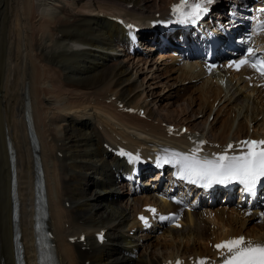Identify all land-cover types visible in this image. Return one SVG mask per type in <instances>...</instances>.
<instances>
[{
    "label": "bare ground",
    "instance_id": "obj_1",
    "mask_svg": "<svg viewBox=\"0 0 264 264\" xmlns=\"http://www.w3.org/2000/svg\"><path fill=\"white\" fill-rule=\"evenodd\" d=\"M128 4L133 6L127 9ZM156 5L158 9L165 8L163 0H0V264H16L8 143L15 152L17 224L23 257L26 264H37L33 229L35 170L25 109L32 117L39 141L36 152L44 173L48 218L49 224L55 227L59 264H85L86 260L88 264H161L176 255L207 252L205 242L209 240L216 242L242 234L264 241V209L261 217L256 209L243 217L238 209L231 206L226 210L225 205L209 210L212 215L208 219L216 222V226L207 223L201 211L184 212L180 218L181 228L166 229L160 234L166 232L170 238L173 235L170 241H163L161 257L138 254L137 239L125 233L132 227L129 224L133 222V215L115 204L118 198L114 192L121 187L114 182L110 164H119V160L107 158L101 146L106 133L99 130L98 125L103 129L110 125L111 119H116L132 131L162 136L159 122L180 126L185 120L156 119L146 99L141 100V92L137 91L140 85L136 86L131 80L128 67L115 62L107 64V60L117 57L116 37L121 29L109 22L105 14L117 11L129 18H148ZM152 56H157L154 63L159 62L162 68L169 66L165 60V63L161 61L166 58L164 54L156 52ZM170 59L174 60V65L164 68L169 73L167 81L179 83L180 74L187 79L188 82L183 80L186 83L196 81L187 94L197 93L195 98L199 102L190 111L204 116L200 121L208 126L212 141L224 143L246 136L264 137V89L246 78L248 71L241 69L239 73L226 75L222 83L223 78L203 75L195 64L178 65L175 58L170 56ZM177 71L180 74L172 76ZM100 85L106 87L104 94L98 96L101 100L86 96ZM112 96L125 105L141 108L150 120L112 110L110 104L102 102L103 98ZM191 100V103L195 101ZM214 107L216 110L212 113ZM190 111L183 114L185 119ZM198 124L191 120L186 126L197 129ZM115 130L129 143L136 142L121 128ZM57 151H62L61 157L57 156ZM124 192L130 194L127 190ZM130 195L134 196V211L147 202L136 193ZM65 198L69 206L64 205ZM257 219L261 227H250ZM104 227L108 228L107 241L99 246L91 240L90 233ZM81 228L87 235V250L66 241L68 235L78 233ZM186 235L192 237L196 247L176 244V239L186 238ZM148 236L152 233L145 234V239ZM155 239L160 242L158 236ZM149 245L153 250L159 249L158 244H143L147 250ZM151 252L150 248L149 254ZM136 254L137 258L133 259Z\"/></svg>",
    "mask_w": 264,
    "mask_h": 264
},
{
    "label": "snow or ice",
    "instance_id": "obj_2",
    "mask_svg": "<svg viewBox=\"0 0 264 264\" xmlns=\"http://www.w3.org/2000/svg\"><path fill=\"white\" fill-rule=\"evenodd\" d=\"M204 0H180L173 5L172 11L177 16V22L193 21L205 11L202 7ZM254 50L248 49V56L236 62V70L249 65L261 76H264V59L251 60ZM203 143V142H201ZM240 145L246 149L238 155H229V144L223 153L214 154L212 158L198 155L199 148L193 149L190 154L174 152L171 158H165V163H175L179 167V175L192 183L207 181L209 183H227L233 180L244 184L251 191L256 183L264 178V140H244ZM125 155L123 151L120 153ZM132 159V154H126ZM134 159H139L138 156ZM153 213L155 209H150ZM145 220L144 217H140ZM163 219V217H162ZM218 250L224 249L228 255L224 256L223 264H264V244L246 241L243 236L231 238L215 245ZM177 264H180L177 261ZM203 264V262H201Z\"/></svg>",
    "mask_w": 264,
    "mask_h": 264
},
{
    "label": "rangeland",
    "instance_id": "obj_3",
    "mask_svg": "<svg viewBox=\"0 0 264 264\" xmlns=\"http://www.w3.org/2000/svg\"><path fill=\"white\" fill-rule=\"evenodd\" d=\"M157 1L159 2V0H157ZM168 1L169 0H163V5L166 6L165 4ZM156 9H158L157 5H156ZM156 9L154 7V10H156ZM102 13L105 14L104 12H102ZM154 58H155V56L146 58L145 56H141V55L131 56V57H127L125 55L124 56L119 55L116 58H113L112 60L111 59L107 60V64L111 65V64H114V62H115V64L119 63L125 67H128L129 74H132L131 80L135 83L136 86L140 85L138 87L137 91L141 92V100L146 99V102L149 104L148 109H151L154 112L156 119L162 118V119H165L166 121L174 120L176 122L185 120L184 125H186L187 123H191V120H192V123H194V124L196 122L199 123L196 126L197 130L200 129L201 132L206 133L207 136L210 137V135L207 133L208 126L206 127V124H203L200 121V119H205L204 116L202 117L197 113H196V115L195 114L193 115V112L190 111V109L196 107L197 103L199 102L198 98H195L197 96V93H192V96L187 94L190 91V89L192 88V87H187L188 84L186 85V87H185L186 90H184V91L182 89L183 86L180 87L179 90L176 89L182 85L180 82L185 84V82L183 80L187 81V79H185L184 75L180 74L179 71H177L176 73H172V76H175V77L180 74L179 83H177L178 81H176L175 83H171L170 80L167 81V79H166V77L169 73H168V71H165L164 68L173 66L174 60L171 59V61L168 62L169 59L167 58L165 60V58H164L161 61L164 62V60H165L166 63H169V66L167 65V66H164V68H162L163 65H159V62L154 63ZM164 65H166V64H164ZM9 78H11V79L9 80ZM9 78H8V81H11L12 77H9ZM190 82H192V81H190ZM170 83L175 84V85H170ZM194 83H196L195 80H194ZM7 85H8L7 87H9V84H7ZM63 85H64V82H63ZM100 86L103 87V89L100 88ZM100 86L97 87L96 89H93V91H91L92 89L89 90V92L91 91V93L86 94V96L98 97L102 93L104 94V92L106 91V89H105L106 87L102 86V85H100ZM99 88H100L101 93L98 92ZM139 89H141V90H139ZM94 90H96L97 93ZM177 91H179V92H177ZM9 92H10V90H9ZM93 93L94 94L96 93V94L93 95ZM181 94H182V96H181ZM187 96L191 97V99L194 98L195 101L193 103H191L192 100L187 99ZM98 99H100V97H98ZM141 102H143V101H141ZM148 104H147V106H148ZM215 110H216V107H214V109L212 110V113ZM189 111H190L189 116L187 119H185V115H183V114L187 113ZM214 117H218V116L214 115ZM210 118H211V116L208 117L207 121H209ZM221 118H223V116H221ZM139 119H141V118H139ZM194 119L196 121H194ZM204 128H206V129L204 130ZM232 129H234V127H232ZM232 129H231V131H232ZM255 130H258V126L255 127ZM230 134H231V132L229 133V135ZM232 136L233 135H230L231 138H232ZM122 190H124V189L122 188ZM116 193H117L118 200L115 202V204L117 206H121L123 208H126L127 211L130 212L131 215H133L135 211L133 210L132 203L134 201L132 200V198L134 196L132 195L133 197L129 198L131 196L130 194L127 196L126 194L123 193V197H121L118 190H115L114 194H116ZM140 197L145 198L142 196H140ZM66 199L67 198H65V200ZM67 208H69V207H67ZM231 208L232 207H228V208H226V210H230ZM199 213H200V211H199ZM205 213H207V212H205ZM202 216L205 218L207 223L209 222V223L216 226V222H214L212 219H208L211 216L210 214H208V215L202 214ZM198 218H200V215H198ZM252 226H255V228H260L261 225H260L259 220H253V222L250 224V227H252ZM217 231L219 232V229H217L216 232ZM180 232H183V230H180ZM155 236H158V238H160V242L156 240L157 237L155 239ZM169 236L170 235H167L166 232H164V234H162V236H160V234H158V235L155 234L154 237L153 236H148V238L146 237V240H147L146 242H151L152 244H158L159 249L153 250V247L151 245H149V250H150V248L152 249V252L149 254V250H147V248H145V246L142 245L138 249V254L144 255L146 253L147 256H159V257H161L162 254L164 253V250L161 247L163 244V241H170L173 238V235H171V238ZM142 237H145V236H142ZM175 241H176V244L181 243L180 244L181 247L184 246L183 244L189 245L191 247H196V245H197L193 242L192 237H188L187 235H186V238L176 239ZM208 242L210 243L211 241H208ZM208 242H205L207 247H208L207 244H209ZM137 243H139V242H137ZM138 254H136L133 257H135V259H136ZM187 256H189L188 253L184 254L183 257H187Z\"/></svg>",
    "mask_w": 264,
    "mask_h": 264
}]
</instances>
